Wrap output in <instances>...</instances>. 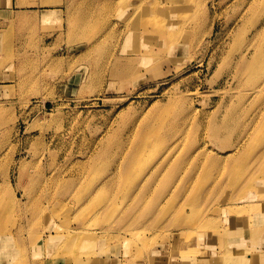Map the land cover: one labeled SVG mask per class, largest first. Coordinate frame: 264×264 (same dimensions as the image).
Masks as SVG:
<instances>
[{
    "label": "rangeland",
    "instance_id": "rangeland-1",
    "mask_svg": "<svg viewBox=\"0 0 264 264\" xmlns=\"http://www.w3.org/2000/svg\"><path fill=\"white\" fill-rule=\"evenodd\" d=\"M263 74L264 0H0V264H264Z\"/></svg>",
    "mask_w": 264,
    "mask_h": 264
},
{
    "label": "bare ground",
    "instance_id": "bare-ground-1",
    "mask_svg": "<svg viewBox=\"0 0 264 264\" xmlns=\"http://www.w3.org/2000/svg\"><path fill=\"white\" fill-rule=\"evenodd\" d=\"M49 13H50V12H48V13L45 14V18H46V19L50 18ZM261 77H264V74L261 75ZM263 88H264V82H263V84L260 86V88H258V89H254V90L257 92V90H261V89H263ZM143 146H144V147L146 146V148L148 147V145H147L146 143H144V144L142 145L141 150L146 149V148H144ZM143 154H144L143 152L140 153L141 156H143ZM141 156H138V159H139L138 162H141V161H142V158H143V157H141ZM134 158L136 159V157H134ZM134 158H133V160H134ZM244 205H245V204H244ZM234 207H236L235 209L240 208V206H239V205H236V204H235ZM0 236H1V237H5V232L0 233ZM207 241L209 242L208 239H207ZM213 242H214V241H213ZM57 253H58V252H57ZM57 253H56L54 256H52V257H55V256L57 255ZM211 256H212V255H209V256H207V257H211ZM250 257H252V256H250Z\"/></svg>",
    "mask_w": 264,
    "mask_h": 264
},
{
    "label": "crops",
    "instance_id": "crops-1",
    "mask_svg": "<svg viewBox=\"0 0 264 264\" xmlns=\"http://www.w3.org/2000/svg\"><path fill=\"white\" fill-rule=\"evenodd\" d=\"M97 260V259H96Z\"/></svg>",
    "mask_w": 264,
    "mask_h": 264
}]
</instances>
